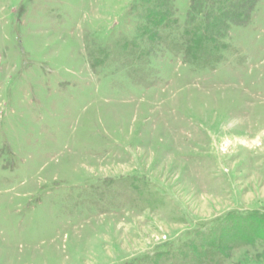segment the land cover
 I'll list each match as a JSON object with an SVG mask.
<instances>
[{"label":"rangeland","instance_id":"obj_1","mask_svg":"<svg viewBox=\"0 0 264 264\" xmlns=\"http://www.w3.org/2000/svg\"><path fill=\"white\" fill-rule=\"evenodd\" d=\"M140 1L0 0V264H264V0L197 62Z\"/></svg>","mask_w":264,"mask_h":264},{"label":"trees","instance_id":"obj_2","mask_svg":"<svg viewBox=\"0 0 264 264\" xmlns=\"http://www.w3.org/2000/svg\"><path fill=\"white\" fill-rule=\"evenodd\" d=\"M257 3L258 0H189L184 21L185 54L197 62L200 53L220 49L232 25L243 26L251 21ZM140 7L141 19L157 29L177 23L172 0H141Z\"/></svg>","mask_w":264,"mask_h":264}]
</instances>
